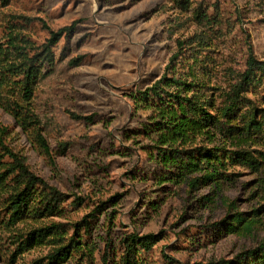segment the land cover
Masks as SVG:
<instances>
[{
    "label": "rangeland",
    "instance_id": "rangeland-1",
    "mask_svg": "<svg viewBox=\"0 0 264 264\" xmlns=\"http://www.w3.org/2000/svg\"><path fill=\"white\" fill-rule=\"evenodd\" d=\"M207 1L206 28L194 20L191 8H179L172 0H10L0 7V44L18 34L38 47L49 30L76 24L71 40L56 47L57 54L66 52L65 61L35 87L32 102L51 160L36 150L31 131H23L1 108L0 125L8 129L6 144L37 175L67 197L75 193L83 200L80 208L61 216L27 219L8 229L0 222V264H43L54 237L21 252L25 238L20 235L61 224L67 238L73 234L70 226L91 214L84 247L91 256L88 264H101L108 233L113 238L131 232L160 235L145 264H166L162 252L180 264L232 260L264 240L262 175L235 166L229 172L236 175L219 188L189 192L184 184H161L152 137L143 134L150 112L134 101L136 92L163 75L198 83V91L203 84L206 93L217 95L230 72L242 70L249 53L264 62V0H217V11L216 0ZM190 2L196 6L199 0ZM246 96L264 108L262 86L248 88ZM60 142L69 147L63 151ZM207 194L214 201L199 206ZM226 199L231 211L255 221L250 235L212 237L204 229L228 214ZM5 200L0 195L2 219ZM64 264L87 263L74 252Z\"/></svg>",
    "mask_w": 264,
    "mask_h": 264
},
{
    "label": "trees",
    "instance_id": "trees-1",
    "mask_svg": "<svg viewBox=\"0 0 264 264\" xmlns=\"http://www.w3.org/2000/svg\"><path fill=\"white\" fill-rule=\"evenodd\" d=\"M172 1L179 8H191L194 20L204 28L209 27L210 17L207 14L210 3L207 0H199L196 6L190 0ZM9 2L0 0V7H7ZM212 5L217 11V0ZM75 27L73 22L56 31L49 30L48 38L38 47L18 34L10 35L6 42L0 44V108L23 131H31L32 144L48 160H51L52 151L32 110L35 87L54 73L57 63L65 61L63 56L66 52L61 56L57 54L56 47L71 40ZM62 50L65 51L64 46ZM81 58L82 55L77 56L68 63H75ZM197 85L163 75L134 96L136 104L150 112V123L143 134L152 137L151 152L155 153L154 164L162 173L161 184H184L189 192L205 187L219 188L236 175L229 172L235 166L261 174L264 179V108L256 107L246 96L248 88L262 86L261 98L264 102V62L249 53L242 70L230 72L225 89H219L217 95L206 93L203 84L198 91ZM72 117L84 122L88 120L81 116ZM7 136L8 129L0 125V195L5 196L7 213L3 217L5 219L0 215V222L5 229L27 219L61 216L83 205L82 198L75 193L67 197L48 180L37 175L27 165L25 157L6 144ZM58 146L64 151L69 144L60 142ZM261 186L264 189V184ZM210 196H202L199 206L207 201L213 202L214 198ZM67 202L64 208L63 203ZM223 203L228 208V214L204 229L212 237L250 235L256 227L255 221L246 219L244 213L231 211L233 206L227 199ZM259 215L260 208L254 217ZM94 217L91 214V219L82 218L72 224L73 234L67 238L62 237L66 230L60 232L61 224L27 231L20 235L25 238L21 241L20 251L53 236V250L46 255L43 264H64L74 252L88 264L91 256L84 252V247L91 235ZM159 240L158 234L131 232L113 238L108 233L101 264H145ZM160 256L166 264H180L163 252ZM194 264H264V240L232 260Z\"/></svg>",
    "mask_w": 264,
    "mask_h": 264
}]
</instances>
